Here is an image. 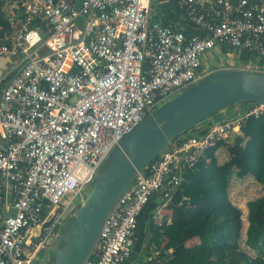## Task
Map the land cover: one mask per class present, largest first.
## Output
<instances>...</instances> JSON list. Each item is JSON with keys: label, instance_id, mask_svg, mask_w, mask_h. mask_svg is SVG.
<instances>
[{"label": "built area", "instance_id": "1", "mask_svg": "<svg viewBox=\"0 0 264 264\" xmlns=\"http://www.w3.org/2000/svg\"><path fill=\"white\" fill-rule=\"evenodd\" d=\"M152 2L5 0L0 264L38 261L110 152L200 79L205 53L251 52L263 65L236 70L264 73V0H173L186 24L155 20ZM263 114L264 102L168 144L119 196L83 264H124L149 200L165 207L206 150Z\"/></svg>", "mask_w": 264, "mask_h": 264}, {"label": "trees", "instance_id": "2", "mask_svg": "<svg viewBox=\"0 0 264 264\" xmlns=\"http://www.w3.org/2000/svg\"><path fill=\"white\" fill-rule=\"evenodd\" d=\"M4 2L0 0V36L8 29L1 12ZM152 7L155 20L186 24L173 0H153ZM184 26L189 37L196 33L191 26ZM236 54L244 65L251 60L257 61L258 66L263 65L251 52L236 51ZM197 126L190 129L191 135L186 132L171 143L196 134ZM228 143L227 140L217 142L202 154L194 170L183 175L180 186L164 208L168 214L159 222L153 212L144 219L139 215L134 246L124 264H264V194L248 200L245 213L229 205L228 196L234 173L239 179L251 176L264 187V114L257 119L248 117L240 135ZM225 148L229 159L220 164L216 153ZM215 202L226 207L213 212L211 207ZM244 220L247 226L243 240ZM194 240L197 242L191 245ZM241 243L245 250L241 249Z\"/></svg>", "mask_w": 264, "mask_h": 264}, {"label": "water", "instance_id": "3", "mask_svg": "<svg viewBox=\"0 0 264 264\" xmlns=\"http://www.w3.org/2000/svg\"><path fill=\"white\" fill-rule=\"evenodd\" d=\"M239 102H250V109L264 102V73L213 72L145 118L110 152L82 199L66 217L48 264H83L96 244L105 218L138 172L175 138Z\"/></svg>", "mask_w": 264, "mask_h": 264}, {"label": "rangeland", "instance_id": "4", "mask_svg": "<svg viewBox=\"0 0 264 264\" xmlns=\"http://www.w3.org/2000/svg\"><path fill=\"white\" fill-rule=\"evenodd\" d=\"M236 51L237 50H233V49H228L227 51H222L221 50V47H217V48L211 50L210 52L205 53L202 56V69L200 71V79L204 78L205 76H207V75H209V74H211L213 72L219 71V70H234V69L236 70V68H239L241 65H243V62H241L238 59V56L236 54ZM12 61H15V59H12ZM249 63H250V65L253 64V67L254 68L258 67V62L255 61V60H251V61H249ZM183 91L179 92L174 97L178 96ZM167 101L168 100L163 101L160 104H158L157 108H159L160 106H162ZM249 105H250V102H239V103H235V104H233L231 106L226 107V109H229L230 108L229 109V113L231 115L230 114L229 115L230 116H234L235 115V111L233 110V107L234 106H241L242 107V110L244 111L245 109L248 108ZM157 108H155L154 111ZM154 111L152 112V114L154 113ZM217 113L218 112H216L215 114H217ZM215 114H213V115L215 116ZM213 115L209 116L208 118H210V117L213 118L212 117ZM187 135H191V131L190 130L188 131ZM193 135H195V134H193ZM233 135L234 134H232L231 138H229L227 140L228 142H232V140H233L232 138L234 137ZM262 193H263L262 191H256V193L254 195H246V196H243L242 199H241V203H240L239 206H244V204H246L245 203L246 201H248L249 199H252V198H254L256 196L262 195ZM153 198H151V200H150L152 203H154L153 202ZM78 201H79V197L76 199V201L70 207L69 212L66 214V216H69L70 215L72 209L78 203ZM226 204H228V203H226ZM225 207L226 206L224 204L215 202V203H213V206L211 207L212 208L211 210L213 212L214 211H220V210H222V208L224 209ZM163 210H164V212L161 213V215L156 214V216H155V218H157L156 220H158V222H159V220L162 219V217L164 215L168 214V211H166L165 209H163ZM204 210H206V209H204ZM71 217L73 218V216H71ZM59 233L61 234V229H60ZM194 242H197V241H194ZM194 242H191V245L194 244ZM57 245H58V240L57 239H52L50 245L45 250H42L39 255H37L38 261H35V263L36 264H48V262H49V256L56 249ZM241 249L242 250H245V248L242 246V243H241Z\"/></svg>", "mask_w": 264, "mask_h": 264}, {"label": "crops", "instance_id": "5", "mask_svg": "<svg viewBox=\"0 0 264 264\" xmlns=\"http://www.w3.org/2000/svg\"><path fill=\"white\" fill-rule=\"evenodd\" d=\"M1 12L3 14H4V12H6V7H5L4 4H3L2 8H1ZM159 21H161V20H159ZM5 62H7L6 59H1L0 60V68L3 67V64ZM247 64H250V63L247 62ZM229 109L224 108L223 110H221L220 112L215 114V116L213 115L212 116L213 118H211V117L207 118V120L206 119H205V121L203 120L204 122L202 121L201 123H199L198 126H197L198 132L196 134H199L202 130L208 129V127L210 125H212V124L219 123V122L226 121V120H231V119H233L235 117H238V116L244 114L245 112H247L250 109V107L248 106V108L243 111L241 106H234L233 107V110L235 111V115L234 116H230L231 114L229 113ZM191 134H192V132H191ZM236 135H240V132L234 134L233 136L235 137ZM231 143L232 142H229L228 144H231ZM216 157H217V160H218V162L220 164L226 162L229 159V154H228L226 148L219 150L216 153ZM256 191H262L263 192L262 194H264V187L261 186L260 184H258L251 176H247L245 178L239 179V178L236 177V175L234 173L233 176L231 177L230 186H229V193H228L229 205L230 204L235 205V206L239 207L242 210L243 213H245L246 212L245 204H244V206H239L240 203H241V199H242L243 196H246V195H254L256 193ZM260 196L261 195L256 196V197H254L252 199H255V198L260 197ZM252 199H249V200H252ZM153 202L154 203H152L150 201L148 203V205L145 207V209L143 210V212L141 213L142 215L140 214L142 216V219H144L145 216H147V214L151 213V212H153L154 216H156V214L161 215V213L164 212L163 209L165 207H161L159 205V201H158L157 198H155V199L153 198ZM243 225L244 226H243V229H242V232H241V238L244 240L245 229H246V226H247V221L246 220H244ZM137 236H138V234H137ZM195 243L196 242H194V244ZM137 255H138V250L135 251V253L133 255L134 258H137ZM131 263H127V264H131Z\"/></svg>", "mask_w": 264, "mask_h": 264}]
</instances>
